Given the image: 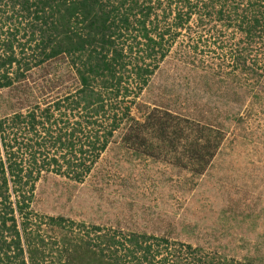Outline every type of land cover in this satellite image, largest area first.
<instances>
[{"label": "trees", "instance_id": "obj_1", "mask_svg": "<svg viewBox=\"0 0 264 264\" xmlns=\"http://www.w3.org/2000/svg\"><path fill=\"white\" fill-rule=\"evenodd\" d=\"M9 1L28 18L36 53L18 56L13 39L0 35V90L59 56L70 59L79 85L44 107L0 114V264H264L31 207L41 176L56 172L82 182L123 123L130 125L125 142L145 145L152 155L173 133L172 144L182 141L188 155L177 162L202 174L226 137L223 124L155 107L139 120L132 105L195 16L199 25L214 19L240 34L230 71L236 102L252 94L250 80L264 75V0H0V6Z\"/></svg>", "mask_w": 264, "mask_h": 264}, {"label": "rangeland", "instance_id": "obj_2", "mask_svg": "<svg viewBox=\"0 0 264 264\" xmlns=\"http://www.w3.org/2000/svg\"><path fill=\"white\" fill-rule=\"evenodd\" d=\"M19 9L10 1L0 6V35L13 39L18 56L33 59L35 42L29 41L28 18ZM190 25L131 109L139 120L148 107H155L223 124L226 137L205 171L195 175L177 162L180 156L185 162L188 155L182 154V141L172 144L173 133L167 141H158L162 146L152 155L145 145L125 142L130 125L123 123L82 182L56 172L41 176L31 207L87 225L166 234L235 261H263L264 75L258 79L255 74L252 94L237 95L236 102V79L230 71L240 34L209 18L199 25L195 16ZM261 52L264 56V47ZM78 85L70 59L53 58L0 90V114L26 112L36 104L44 107L75 92ZM236 112L243 117L240 123Z\"/></svg>", "mask_w": 264, "mask_h": 264}]
</instances>
